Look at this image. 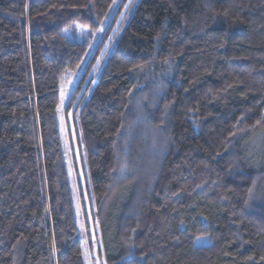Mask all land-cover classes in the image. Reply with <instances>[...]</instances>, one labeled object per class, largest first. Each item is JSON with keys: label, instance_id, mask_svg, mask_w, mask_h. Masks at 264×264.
<instances>
[{"label": "trees", "instance_id": "obj_1", "mask_svg": "<svg viewBox=\"0 0 264 264\" xmlns=\"http://www.w3.org/2000/svg\"><path fill=\"white\" fill-rule=\"evenodd\" d=\"M114 1L0 0V264H84L57 111L88 44L64 32ZM122 25L76 108L101 255L264 264V0H140Z\"/></svg>", "mask_w": 264, "mask_h": 264}, {"label": "rangeland", "instance_id": "obj_2", "mask_svg": "<svg viewBox=\"0 0 264 264\" xmlns=\"http://www.w3.org/2000/svg\"><path fill=\"white\" fill-rule=\"evenodd\" d=\"M139 1L133 0L129 4V0H115L104 22L95 31L78 25L64 32L68 39L77 38L88 44L84 62L74 73L64 77L61 82L60 104L57 111L61 143L82 243L84 264H107V262L101 255L100 224L95 211L86 152L80 144L81 130L76 108L86 89L98 78L116 44L123 22L133 12ZM126 5L128 7H125ZM102 45L103 48L99 49ZM88 68H90L89 73L85 75ZM71 99L74 100L73 105H70ZM258 143L257 147L260 149L263 144L261 141ZM252 146L255 147V145ZM209 244V237H200L196 240L197 246Z\"/></svg>", "mask_w": 264, "mask_h": 264}, {"label": "snow or ice", "instance_id": "obj_3", "mask_svg": "<svg viewBox=\"0 0 264 264\" xmlns=\"http://www.w3.org/2000/svg\"><path fill=\"white\" fill-rule=\"evenodd\" d=\"M133 2V0H129V4H131ZM125 7H128V5H126Z\"/></svg>", "mask_w": 264, "mask_h": 264}]
</instances>
